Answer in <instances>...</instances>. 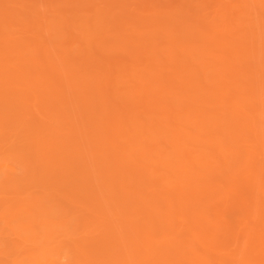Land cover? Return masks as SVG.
<instances>
[{
    "label": "rangeland",
    "instance_id": "374dc122",
    "mask_svg": "<svg viewBox=\"0 0 264 264\" xmlns=\"http://www.w3.org/2000/svg\"><path fill=\"white\" fill-rule=\"evenodd\" d=\"M0 264H264V0H0Z\"/></svg>",
    "mask_w": 264,
    "mask_h": 264
}]
</instances>
